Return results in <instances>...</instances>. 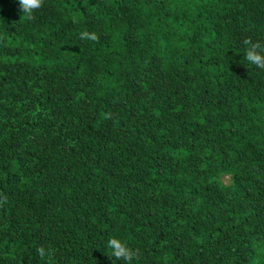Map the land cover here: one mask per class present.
Instances as JSON below:
<instances>
[{"label": "trees", "instance_id": "trees-1", "mask_svg": "<svg viewBox=\"0 0 264 264\" xmlns=\"http://www.w3.org/2000/svg\"><path fill=\"white\" fill-rule=\"evenodd\" d=\"M21 16L0 0V264H125L112 237L132 264H264V0Z\"/></svg>", "mask_w": 264, "mask_h": 264}, {"label": "clouds", "instance_id": "clouds-1", "mask_svg": "<svg viewBox=\"0 0 264 264\" xmlns=\"http://www.w3.org/2000/svg\"><path fill=\"white\" fill-rule=\"evenodd\" d=\"M20 5V11L22 13L21 18L31 19L36 10L43 7L44 0H18ZM81 39H90L92 41H97L98 36L95 32H88L87 30L80 33ZM245 44L248 45V48L245 51V59L248 63L255 65L260 69H264V47L259 43H251L250 40H246ZM107 246L111 249V256L116 260H123L125 264H132L134 259H139L140 253L139 250H133L130 248L127 243L123 240L112 237L108 240ZM38 254L41 257H48V264H51L52 252L46 251L43 247L37 249Z\"/></svg>", "mask_w": 264, "mask_h": 264}]
</instances>
